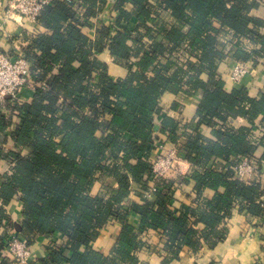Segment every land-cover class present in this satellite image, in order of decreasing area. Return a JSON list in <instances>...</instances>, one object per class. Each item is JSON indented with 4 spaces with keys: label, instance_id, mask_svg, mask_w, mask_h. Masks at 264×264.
<instances>
[{
    "label": "trees",
    "instance_id": "trees-1",
    "mask_svg": "<svg viewBox=\"0 0 264 264\" xmlns=\"http://www.w3.org/2000/svg\"><path fill=\"white\" fill-rule=\"evenodd\" d=\"M106 3L56 0L44 8L38 21L49 33L37 37L24 56L30 61L32 80L45 82L48 89L38 87L31 102L11 103L10 112L0 110V136L21 149L5 153L0 146V161L7 158L12 163L10 173H0V201L9 205L20 194L24 217L15 224L0 207V229L8 222L29 244L38 237L52 238L42 264H139L137 252L153 249L143 240L150 231L166 239L163 248H169L172 258L168 261H172L184 246L198 250L202 241L210 247L223 241L226 233L218 227L234 206L264 216V166H260L259 181L249 184L234 178L231 170L236 158L251 157L257 145L264 144V127L259 138L253 132L255 119L264 114V96L253 99L245 90L226 91L215 70V61L224 55L212 25L216 19L239 42L251 38L261 44L258 51L249 53L238 42L236 61L259 59L264 56V35L244 15V9L249 12L253 4L246 0L230 7L224 0H117L114 23L103 22L92 41L84 29L94 27ZM74 5L84 11L85 22L76 19ZM133 17L138 25L131 28ZM160 36L166 44L158 42ZM105 51L116 61L128 63L126 78L109 76L107 64L99 58ZM185 51L193 54L185 59ZM162 56L167 63H161ZM204 73L208 80L202 78ZM94 74L99 78L96 86L92 85ZM183 87L190 93L204 91L199 119L213 121L214 128L220 125L214 130L217 141L197 133L186 143L191 167L181 180L195 181L198 198L207 189L215 192L197 209L178 205L174 179L157 181L156 200H147L143 193L154 180L151 156L156 143L164 141L161 135L177 143L181 131L179 122L161 106V96ZM236 116L252 126L221 130L225 120ZM212 157L228 161L226 175L206 168ZM258 159L264 162V154ZM99 175L113 179L118 188L108 182L103 192L93 193ZM132 193L139 200H129ZM133 214L139 217L137 226L130 221ZM189 214L197 215L196 223L206 226L204 232L199 234ZM110 220L119 222L121 231L105 254L93 243ZM2 242L0 255L4 237Z\"/></svg>",
    "mask_w": 264,
    "mask_h": 264
},
{
    "label": "crops",
    "instance_id": "crops-1",
    "mask_svg": "<svg viewBox=\"0 0 264 264\" xmlns=\"http://www.w3.org/2000/svg\"><path fill=\"white\" fill-rule=\"evenodd\" d=\"M67 1V0H63ZM105 15L106 21L114 23V20L118 16V11L115 9L117 0H106ZM227 7L236 4L238 0H224ZM253 6L250 11L247 12L244 9V15L251 18L253 23L251 26L259 32V34L264 35V0H246ZM131 8V6H130ZM77 10V20L85 22L84 11H80L78 6L75 7ZM103 12V13H104ZM258 24V25H257ZM138 25V19L133 17L129 26L131 28ZM212 25L218 30L216 38L219 42V50L223 53V59L215 61L216 73L221 77L225 84V89L228 92L234 90H245L250 98L260 99L264 96V56H258L256 72L252 75H248L240 84H235L230 79V72L234 68L236 60L233 58L238 47V42L234 38L235 33L222 26L220 22L213 19ZM102 27V24L98 27H86L84 31L88 33L92 41H95L98 37V29ZM49 33L41 24H33L27 22L17 13L11 12L9 9V0H0V49L9 52L13 55L24 56L25 52L32 48L33 41L39 37L41 34ZM116 31L111 30V35L114 36ZM248 40L250 42H248ZM158 42L166 44V40L163 36L158 37ZM240 43V42H239ZM247 48L244 49L243 45ZM130 45L133 46L132 41ZM187 45V44H186ZM240 47H243L246 52L252 53L260 49L261 44L256 43L255 40L251 38H245V42H241ZM259 47V48H258ZM37 51V50H36ZM38 52V51H37ZM227 52V55H226ZM200 51L196 52V55ZM191 53L190 51H185L182 53L183 58L187 59ZM212 56V55H211ZM25 57V56H24ZM180 57V56H179ZM100 60L105 62L108 66V74L113 79H124L128 75V66L124 61H116L108 51L103 52L99 55ZM161 63H167L168 58L165 56L161 57ZM197 61V58H195ZM213 66L212 61L209 62ZM209 63L207 66H209ZM79 66L78 62L74 63V68ZM95 79H93L92 85L96 86L98 84V75L94 74ZM150 76H152L150 74ZM204 80H208L206 73L202 75ZM35 92L33 90L26 89L22 93V97L25 102H31ZM204 99V91L199 89L198 91H193L190 93L184 87L178 92L166 91L161 96V106L165 111L168 112L172 118L177 120L180 124L181 131L179 132V139L177 143L167 140V136L161 135L164 140L166 147L172 148L173 146H181L185 149V154L187 152L186 143L191 136L199 133L207 140L217 141V136L215 134V128L213 126V121H200L198 113ZM264 114H259L255 119V127L253 132L256 138L262 136L261 128L264 127ZM222 123V122H221ZM223 124V123H222ZM221 124V125H222ZM224 125L231 126L234 130H239L241 128L251 127V123L244 117L236 116L230 117L225 120ZM220 128V125L216 128ZM156 130L159 127L155 128ZM197 129L199 132H197ZM4 135L0 136V146L3 148L5 153L10 150L20 151L11 140L8 142L3 141ZM256 141V140H255ZM27 150V149H26ZM26 150H23L26 152ZM163 153L161 149H156L152 153V158L154 159L157 155ZM264 154V144L257 145L251 157L254 159L263 157ZM207 169H215L222 174H227L228 172V161L224 158L212 157L208 162L205 163ZM12 163L9 159L3 158L0 161V173L5 175L11 172ZM191 165L189 161L182 163L178 171L171 172L169 174L170 179H174L175 185L177 186L176 199L181 203L189 204L193 209H197L199 204L205 202V200H211L215 196L213 190L207 189L204 194L198 198L195 191V181L189 180L184 182L181 180V175L186 174L189 171ZM99 177V182L93 188V193H101L104 191L105 185L109 182L113 189L118 188L117 182L113 179H108V177ZM108 183V184H109ZM249 184V183H248ZM135 189L138 188L137 185L134 186ZM224 189H220L219 192H223ZM139 200L137 196L132 193L129 200ZM0 207H4L7 211V216L15 224H21L23 221V202L21 201V195L15 196L13 201L9 205H3L0 201ZM125 207H127L125 205ZM191 221L196 223L198 219L197 215L189 214ZM130 221L134 226L139 224V217L135 214L130 216ZM194 228L201 232L206 230V226L198 222L194 225ZM218 229L226 233L223 241L210 247L207 243L202 241L201 247L198 250H194L188 246H184L179 251L178 257L172 261V257L169 253V248H163L166 239H162L160 234L156 231H150L143 236V240L147 241L152 245L153 249L143 248L137 252L139 258V264H264V216L256 217L248 213L247 210L241 211L239 206H234L231 210L229 216H226L222 222L219 224ZM121 231V224L115 220H110L108 224L102 229L99 238L93 243V247L97 250L102 251L105 254H109L113 249L116 240L119 237ZM3 239V232L0 229V243ZM51 238L48 237H38L34 243L31 245L34 255L37 258V264H42L41 260L47 258L49 255V245ZM54 239V238H53ZM0 255V258L3 254ZM3 261L0 260V264Z\"/></svg>",
    "mask_w": 264,
    "mask_h": 264
},
{
    "label": "built area",
    "instance_id": "built-area-1",
    "mask_svg": "<svg viewBox=\"0 0 264 264\" xmlns=\"http://www.w3.org/2000/svg\"><path fill=\"white\" fill-rule=\"evenodd\" d=\"M55 1L9 0V9L11 12L22 16L27 22L38 24V19L44 8L53 5ZM74 6L77 7V5ZM105 14L104 12L94 19V27H98L106 21L107 16ZM233 36L236 38L234 34ZM236 39L235 41L239 42V39ZM242 41L245 42V39L241 40L240 44ZM248 42L250 41L248 40ZM243 47L247 49L244 45ZM257 60L253 59L245 63L236 61L234 68L230 72L231 81L235 84H240L246 76L254 74L256 72ZM38 87H41L43 90L48 89V85L45 82L36 83L32 80L30 61L26 57L13 55L0 49V110L10 112L8 111V105L15 101L25 102L22 93L26 89L35 91ZM156 127H159V125H156ZM231 128L229 125H223L221 130L226 131ZM166 146L164 141H159L155 145V150L159 148L163 153L153 159L152 173L154 180L151 181L150 189L143 191L144 197L147 200H156V192L159 190L157 181L168 178L171 172L178 171L180 165L187 161L185 149L181 146L177 145L172 148ZM261 165L264 166V162H261L258 158L254 159L249 156L236 158L235 164L231 166L233 177L246 183L258 182L261 178L259 174ZM5 212L7 215L6 210ZM1 230L5 244L4 253L0 260L7 264H37L32 244H29V241L25 237L18 234L16 229L8 222L3 223Z\"/></svg>",
    "mask_w": 264,
    "mask_h": 264
}]
</instances>
